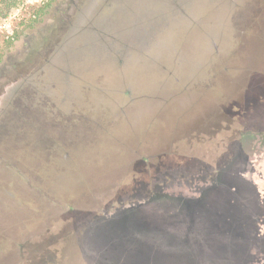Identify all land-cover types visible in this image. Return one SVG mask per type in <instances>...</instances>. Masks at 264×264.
<instances>
[{
	"label": "rangeland",
	"instance_id": "obj_1",
	"mask_svg": "<svg viewBox=\"0 0 264 264\" xmlns=\"http://www.w3.org/2000/svg\"><path fill=\"white\" fill-rule=\"evenodd\" d=\"M46 1L17 0L0 15V120L13 98L22 94L27 101L32 87L44 88L50 104L32 96L38 109L21 110L32 132L68 148L67 156L47 162L68 169L48 179L60 193L46 194L38 159L25 154L29 131L19 135L0 124V264H264V0H109L106 11L104 0H56L53 12L48 7L51 13L27 27L30 6ZM68 14L76 15L71 30L62 28ZM209 19L218 31L208 32L215 45H206ZM155 39L166 55L177 49L187 59L177 67L175 56H168L163 67L168 76L153 65L139 74L130 69L136 98L124 113L135 118L116 128L127 141L138 138L155 149L171 127L182 133L203 124L160 152L122 157L114 150L123 142L98 138L91 146L94 133L84 115L69 113L71 89L80 79L106 84L112 91L107 105L118 114L124 98L115 86L125 67L147 59L140 52L147 55ZM215 53L227 73L206 66L209 60L218 65ZM127 56L124 67L115 65ZM45 58L57 67H44ZM178 68L187 76L180 86L184 93L162 110V124L155 106L143 114L138 96L154 97L150 86L161 76L171 83ZM34 74L37 80L24 82ZM94 99L85 95L90 114L103 109ZM211 112L214 118L204 124ZM77 160L90 172L98 168L93 194L71 192L88 183L70 165ZM110 163L117 166L107 172ZM137 181L144 183L135 186Z\"/></svg>",
	"mask_w": 264,
	"mask_h": 264
},
{
	"label": "trees",
	"instance_id": "obj_2",
	"mask_svg": "<svg viewBox=\"0 0 264 264\" xmlns=\"http://www.w3.org/2000/svg\"><path fill=\"white\" fill-rule=\"evenodd\" d=\"M53 1H56V0H47L46 2H43L42 4H39L35 7L30 6L29 15L27 16V18H25V24L27 25V27L33 26V22L38 21L40 16L51 13V10L53 12V8L51 7L52 6L51 4ZM0 4H2V6H0V15H2L5 13H9L8 12L9 9H12L13 7H15L17 5V0H0ZM108 4H109V0H104V2L101 3V7H102L103 11H106L108 9ZM48 7L52 8V9L50 10ZM76 15H77V13H76ZM76 15L72 14L71 16H69V14H68L67 17L64 18V20L62 21L63 22L62 28L63 29L68 28V30L74 29L73 27L76 24V17H75ZM208 22L210 23V26L206 27V29H205V36L207 37L206 45H207V43L208 44L211 43V44L215 45V43H214L215 35L208 33L214 29L212 26H214L215 22L212 19H209ZM217 28L219 30L221 28V25L219 26V24H217ZM180 30L184 31L185 27H183V26L180 27ZM214 30H216V29H214ZM176 32H178V31H176ZM216 32L218 34L217 30H216ZM163 33H164V31H163ZM174 34H175V32L173 33L171 31L169 34L170 35L169 36L170 37L169 42H167V40H166V42L169 44L170 47L173 44V42L171 40L175 39ZM166 38L167 37L158 38V40L161 39L160 42H162ZM60 39L63 40L62 38H60ZM156 39L154 41L152 40V42L147 47V51H148L147 55H141L142 54L141 52H140V55L138 54L139 56H144L145 58L147 57V59L146 60H140V59L136 60L135 64H133V65H131L132 64L131 63L130 65H128V67H125L126 68V74H124L123 78H122V76H120V83H118V85L115 87H118V89L117 88L116 89L122 95L124 100H123L122 106L118 107V109H119L118 114L116 113L117 111L116 112L111 111L110 107H108V105H107L109 100L112 99V96H111L112 91H110L105 86L106 84L103 86L101 85L100 87H97V86H93L91 84H87L86 83L87 81L84 79H80V81H79L80 83L75 85L76 88L71 89L70 92H71V94L73 93L74 97H72V98L70 97L69 105L71 104V106L68 107L69 113L72 116L73 115L79 116V118H81V116L84 115L85 119L83 117L81 119L85 120V126L89 125L90 130L94 133V135L92 137V142L90 143L91 146H94L95 144H97V142L100 143L99 140H95L98 138V139H102V140H107L106 142L117 143V144H120L121 142H123L124 145L122 148H120L118 150H114V151H118L116 153V155H119L121 153L122 157L125 155L126 152L133 155L138 150L141 151L142 153H143V151L145 153H147L150 150H151V153H153L152 150H156V151L160 152V151L164 150L167 147V145H170L171 143L173 144L175 141L181 140L183 136L185 137V135H187L190 132L192 127L201 126L203 124V122L199 123V124L193 123L192 126H189V127H191V129L189 128L186 131H183L182 133H177L174 130V128L171 127L172 134H170V136H167L166 137L167 139L162 140L158 145L160 147H157L155 149H153V148L151 149L152 144H147V142L146 143H143L144 141L137 142L138 138H137V141H135V142L134 141H132V142L127 141L126 135L124 133H120L118 131V129L116 128V126L119 122H121L123 120L124 121L128 120V117L124 113L125 105L128 103H131L134 100V98H136V95H134V92L132 90V86H133L132 85V75L129 76L130 75L129 73L133 74V71H132L133 69H135V72H134L135 74L136 73L139 74V71L143 70L144 65H145V67H148L149 65H153V66H156L158 68L159 71H157V72L159 74H162V72L164 70L165 75L168 76L170 71L168 70V72H167V71H165V69H163L164 61L166 60V58L168 56H171V55L175 56L174 61L177 62V67L179 65L178 63H182L184 61V59H185V61L187 59L185 56L183 58V56L178 53L177 49L176 50L171 49V51H169V54L166 55L164 53V51H161V48H159L160 43L158 44L156 42ZM215 48H217V47L215 46ZM214 51L216 52L217 49H215ZM215 55L217 56L218 54L215 53ZM217 58H218V56H217ZM128 59H129L128 56L123 58V60L120 59L118 62L115 63V65L118 67H124V63H126V61H128ZM219 59L220 58H218L219 63L216 66L211 65L210 60L207 61L205 64H207L206 66H208L210 69L214 68V69H211V72L212 71L218 72V70L221 69L224 73H227L228 71H226V65L224 64L222 66L224 61L219 60ZM44 60L46 62V65L44 63V67H50V66L57 67V65L55 63L51 62V60H49V58L48 59L45 58ZM44 67L41 65L40 69H44ZM130 69H132V70H130ZM160 70H161V72H160ZM200 70L202 71V67ZM166 72H167V74H166ZM171 73H172V71H171ZM202 73L204 74L205 71ZM38 78H39L38 74H34L33 76H31L30 79L25 78L24 82L25 83L30 82L29 80H37ZM77 78H81V77H77ZM202 85H204V83ZM208 85H210V84H208L206 82L204 86L207 87ZM174 89L175 90H174V93L172 95L166 97L164 100H161L160 101L161 104L157 103V105L155 106V110L157 112V119H161L163 122L162 124H164V121L162 119L163 117L160 116V114L162 113V110L171 106L172 101L176 102L179 99H181V97L183 96V93H184L183 90L184 89H181L180 87H176ZM30 91L34 92V95H32L34 98L35 97H38V98L41 97V99L45 98V100L48 101L47 98H49V97L47 96V94H46L47 91L44 88H37L36 89V88L32 87V89ZM87 93L90 94L93 98H96V99H94L95 101L98 102V103L97 102L96 103L101 104L103 107V109L100 112L95 111V108H93L92 111H95V113H92V114H94V115L88 113V111H87L88 107H86L84 105L85 95ZM27 94L29 96V99L27 101H25L22 94H20V97L16 96L15 98L12 99L11 102L13 104L11 103L8 105V108L5 110L6 114H5L4 118L0 120V124L3 126L2 130L3 129L5 131L11 130V131H14L16 134H19L20 132L23 133L24 131L26 132V130L29 131V132H27L28 135L26 133L27 140L24 142V145L26 147L25 148V150H26L25 154H27L31 160L34 158H36L34 160L38 159V161L36 162V168L38 170V175H40V177H41L40 180L42 182V189L44 190V192L46 194H59L60 191L57 192V191L51 190V189H53V186H51V184L48 183V181H49L48 179L53 177L54 174L63 173V171H67L68 166H66L65 164H61V163L57 164L58 162L54 163V164L47 163V162H49L48 160H50L51 157L54 158V157L65 155L66 153H68L66 151V150H68V148L65 146H62V145L53 144L54 139L52 140V139L46 138V140L45 139L42 140V138L39 136V134L31 131V129L33 130V126H31V124L29 122H27L30 120L27 119V116H26L27 114L23 115V112L21 109H23L24 106L26 107L28 105V107H26V108L29 109V111L31 112L34 110V108L38 109V106L33 105V101H35L34 98L32 96H30L29 92H27ZM169 97H171L170 98L171 101H170ZM32 98H33V101H31ZM38 98H35L36 101H38ZM127 101H129V102H127ZM48 102L50 104V101H48ZM112 103H113V105H115L114 104L115 101H112ZM74 105L75 106L78 105L80 107V110L75 109ZM93 105L91 107H95ZM108 108L110 111H108ZM213 112H211L210 117L205 119L206 121L204 124H206L207 120L211 121L214 118L215 114ZM152 119H154V118H152ZM88 122H89V124H88ZM26 123L29 124V127L26 126L27 125ZM91 131H89V132H91ZM137 143H139V144L137 145ZM111 151H113V150H111ZM109 153L110 152H108L107 155ZM122 153L124 155H122ZM92 154H95V153L93 152ZM52 155H54V156H52ZM65 156H67V155H65ZM77 159H82L80 154H79V157ZM69 162H70L71 166H74L76 168L75 170L78 173H82V174L86 175L87 178L84 181H88V183L85 182V185H86L85 188L84 187L79 188V187L73 186V188L71 189V192L76 193V194H93V192L97 190V186L92 185V183H93L92 178H94V179L98 178L97 177L98 173H97V171H95V170H98L97 166L94 165V166H96L93 168L94 172H90V170H89L90 167L86 166L83 168V166L80 164L79 160L74 161V162L73 161H69ZM96 163H98V162H96ZM46 164H48V165L46 166ZM116 166H117V164L110 163L107 166V169H105V171H107V172L111 171L112 172ZM46 178H47V181L44 180ZM143 183H144L143 181H137V184L135 186H139L140 184H143ZM74 188H77V189H74ZM132 188L137 189L134 186ZM69 191L70 190L67 189V192H69ZM63 194H66V193H63Z\"/></svg>",
	"mask_w": 264,
	"mask_h": 264
},
{
	"label": "water",
	"instance_id": "obj_3",
	"mask_svg": "<svg viewBox=\"0 0 264 264\" xmlns=\"http://www.w3.org/2000/svg\"><path fill=\"white\" fill-rule=\"evenodd\" d=\"M178 69L179 70L176 71L177 79L172 80L171 83H166L162 76L160 78L156 79L157 86L153 87V88L150 86L151 93L154 92V95H155L154 97L148 96L147 98H143L147 95L138 96L139 98L142 99V100L139 99V101L140 102L142 101V103H144V105H141L140 102L138 101L139 103L137 104V106H140L139 109H142L144 114L147 113L151 107L156 106L157 103H159L161 100H164L166 97L172 95L174 93V90H175L174 88L180 87L185 82V78H187L186 73L184 72L185 70L180 69V68H178ZM181 70H183V71H181ZM138 83L136 84L137 85L136 86L137 91H138V85H139ZM161 84H162V88L157 90V88H159V86ZM181 106H182V102H180L177 109H180ZM127 117H128V120H131V121H133V119L135 118V117H131V115H129ZM129 124H131V126H135L134 122H129Z\"/></svg>",
	"mask_w": 264,
	"mask_h": 264
}]
</instances>
